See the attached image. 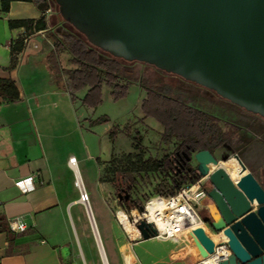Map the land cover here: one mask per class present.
I'll list each match as a JSON object with an SVG mask.
<instances>
[{"label":"water","instance_id":"obj_1","mask_svg":"<svg viewBox=\"0 0 264 264\" xmlns=\"http://www.w3.org/2000/svg\"><path fill=\"white\" fill-rule=\"evenodd\" d=\"M55 1L62 18L95 47L178 75L264 118V0ZM193 157L201 177L208 176L213 185L208 196L232 252L221 264H264L263 186L238 153L242 176L237 181L209 150ZM87 213L103 262L109 264L90 205ZM139 228L143 239L153 237L144 222ZM186 233L201 257L215 251L204 228Z\"/></svg>","mask_w":264,"mask_h":264},{"label":"rangeland","instance_id":"obj_2","mask_svg":"<svg viewBox=\"0 0 264 264\" xmlns=\"http://www.w3.org/2000/svg\"><path fill=\"white\" fill-rule=\"evenodd\" d=\"M58 7L53 5L52 10L55 13L50 25L54 28L53 33H61L71 31L77 34L75 30L66 25L57 15ZM82 38H86L84 34H80ZM60 61L63 68L73 69L75 65L71 61L69 51L64 48L60 52ZM123 64V76L129 82L128 93L119 99H115L111 95L112 88L105 85L102 90V102L96 106L90 107L83 105L81 100L72 102L71 98L66 94L58 97H52V107L48 110L52 112H63L68 117L69 125L74 128L77 123L85 126L84 140L80 135L79 147L75 149L81 157H85L83 165V182L87 188L89 195L88 200L99 231L100 238L107 256L109 264H135L134 257L131 253L126 258L127 233L116 217L117 211L123 209L118 191L110 184L109 179L112 177L106 172L109 167L108 162H103L100 157L101 151L105 145H112L113 152L111 159L119 161L122 157L129 153L143 152L145 158L150 156L161 158L165 153H171L176 148L178 142L166 144L161 138L163 130L162 125L154 118H143L141 102L146 96L147 89H160L173 96H181L190 104L205 110L212 114L221 130L229 135L232 130L240 126L241 133L249 138V144L238 153L248 170L257 176L264 185V177L260 175V167L264 168V119L256 116L248 115L243 109L238 108L227 100L220 99L215 94H210L199 89L198 86L191 84L184 78L167 73L158 69L153 65L137 61H125L120 59ZM64 80H67L66 77ZM86 89L76 92L81 99ZM260 123L263 126H260ZM114 131V137L110 132ZM75 133L70 132V141L73 143ZM136 137V139H134ZM77 138H75L76 140ZM137 144L141 146V150L137 149ZM107 147V146H106ZM91 153L95 155L91 157ZM217 159H221V163L225 164V168L236 181L241 174L233 171L226 163L234 162L236 166L241 167L238 160L234 157L235 152L229 146H223L215 150L213 153ZM224 158H227L224 160ZM110 159V160H111ZM196 163V160L194 161ZM101 166V176L99 165ZM212 166H215L211 164ZM81 182V181H80ZM82 184V183H81ZM83 188V184H82ZM130 188L122 195L129 193ZM150 187L144 188L147 192ZM82 200L81 190L78 187V194L75 204L73 203V214L71 207L69 210L70 228L69 230H54L51 234L55 235L57 242H64V250L68 255L67 264H104L98 241L91 226V222L87 213L86 203ZM199 208L200 215L208 218L204 220L214 235V241L218 238V243L228 238L221 234L220 228L224 226L221 222L219 211L214 203H207ZM258 207L257 205L255 208ZM135 209V208H132ZM130 210V208H129ZM73 216V217H72ZM56 219L58 216L55 215ZM209 232V231H207ZM46 231L31 226L22 236L32 235L33 238L42 240L45 238ZM188 245L181 240L174 242L171 240L160 238H149L140 241L134 246L136 254L142 259L143 264H184L183 260L192 259L194 253L199 259L201 256L193 241L187 237ZM180 243V244H176ZM183 249L181 257L169 259L166 253L174 248ZM130 249V248H129ZM190 250L192 253L188 252ZM170 258L171 255H170ZM138 264V261H136Z\"/></svg>","mask_w":264,"mask_h":264},{"label":"crops","instance_id":"obj_3","mask_svg":"<svg viewBox=\"0 0 264 264\" xmlns=\"http://www.w3.org/2000/svg\"><path fill=\"white\" fill-rule=\"evenodd\" d=\"M1 1L0 77L15 80L20 98L9 101L0 96V216L3 218L2 224L7 228L8 221L15 218L25 221L28 228L21 233L0 231V264H67L69 257L63 251L64 242H57L51 232L69 230L68 212L71 205L78 202L75 200L80 181L87 191L83 182L85 157L75 152L80 146V135L85 143V126L77 123L72 128L65 113L48 109L52 107V97H58L61 91L72 102L81 100L84 94L80 99L75 93L76 97L73 99L68 81L53 69L50 55L54 49L51 40L54 28L50 22L54 20L55 13L52 8L45 13L49 27L28 39L26 48L19 55L17 67L9 69L11 43L25 32L22 27L11 29L9 20L37 19L44 12L27 1H13L10 10L3 12ZM71 130L75 133L73 143L70 141ZM113 147L114 144L104 146L100 157L103 162L111 159ZM72 156L77 159L74 167L69 162ZM90 156L95 155L91 153ZM98 167L101 176V166ZM259 171L264 177V168L260 167ZM30 176H33L34 189L25 191L17 185V181ZM255 177L264 188L259 178ZM71 212L73 214V207ZM55 215L58 219L54 218ZM31 226L46 231L45 238L38 240L32 235L22 236ZM205 231L214 240L216 234ZM142 240L144 239L134 243L129 240L127 242L126 258L131 252L135 264L136 261L143 264L134 250V246ZM181 242L186 245L189 243L187 237ZM185 248H174L166 253V257H180L183 260L181 255ZM188 252L192 253L190 250ZM192 256L197 259L194 253ZM191 261L189 258L183 260L184 264H192Z\"/></svg>","mask_w":264,"mask_h":264},{"label":"trees","instance_id":"obj_4","mask_svg":"<svg viewBox=\"0 0 264 264\" xmlns=\"http://www.w3.org/2000/svg\"><path fill=\"white\" fill-rule=\"evenodd\" d=\"M13 1L32 2L38 6L44 15L40 18H22L9 20L11 29L24 28L22 37L14 39L11 43V61L9 69H14L19 63V55L26 48L28 39L35 33L46 30L49 21L46 11L57 5L55 0H2L1 10L8 12ZM57 15L61 16L59 7ZM61 19L66 25L76 31L52 33L51 40L54 49L50 55L55 73L66 77L73 99L75 93L86 89L81 99L83 105L90 107L102 102V90L105 85L112 88L111 95L115 99L124 97L129 90V82L123 76V64L119 58L92 45L87 38H82L72 24ZM66 48L71 61L75 65L73 69L63 68L60 61V52ZM0 96L9 101L20 98V90L11 78L0 77ZM143 120L154 117L163 127L161 138L166 144L178 142L171 153H165L161 158H145L143 152L129 153L118 162L115 158L109 160L106 172L110 173V184L123 196L121 205L129 208H142L144 204L155 195L169 196L175 194L183 185L194 183L201 178L196 167H192L188 157L195 152L215 150L223 146H229L235 153H240L250 142L240 126L235 127L229 135H226L217 124L215 117L188 102L181 96H173L160 89L148 88L146 96L141 102ZM115 132H110L114 137ZM136 139V137H134ZM137 149L141 150L139 144ZM149 186L150 190L144 191ZM130 188L129 193L122 195ZM207 220L206 217H203ZM0 216V231L8 230L2 224Z\"/></svg>","mask_w":264,"mask_h":264},{"label":"built area","instance_id":"obj_5","mask_svg":"<svg viewBox=\"0 0 264 264\" xmlns=\"http://www.w3.org/2000/svg\"><path fill=\"white\" fill-rule=\"evenodd\" d=\"M69 162L72 167L77 165L76 157L72 156ZM206 179L208 176H202L194 183L183 185L175 194L169 196H152L142 208H130V210L123 208L117 211L116 217L124 227L129 242L134 243L143 239V234L139 228V224L142 222L145 223L146 228L155 238L178 241L188 237L187 230L196 229L197 223L203 221L199 208L205 206L207 191L204 181ZM17 185L24 188L25 191L33 190V176L17 181ZM81 194L84 202L89 200L85 188L81 190ZM154 201L156 203L152 204ZM121 212L125 213L130 225L138 231L137 236L132 237L126 230L125 224L120 218ZM27 228V223L21 219L15 218L8 221V229L11 233H21ZM231 253L227 241L223 245L215 243V251L206 258L196 259L195 264H221L223 260L230 257Z\"/></svg>","mask_w":264,"mask_h":264},{"label":"flooded vegetation","instance_id":"obj_6","mask_svg":"<svg viewBox=\"0 0 264 264\" xmlns=\"http://www.w3.org/2000/svg\"><path fill=\"white\" fill-rule=\"evenodd\" d=\"M188 82H190V81H188ZM190 83H191V84H194V85H196V86H198L199 89H202V91H204V92H206V93L215 94V95H217L220 99L227 100V99H225V98L219 96V95H218L215 91H213V90L207 89V88H205V87H203V86H201V85H199V84H196V83H194V82H190ZM227 101H229V100H227ZM229 102H230V101H229ZM232 104H233V103H232ZM233 105L237 106V107L240 108V109H243V110H244L248 115H250V116H253V117L256 116V117L263 118V117H261L260 115H258V114H254V113H252V112H249V111L245 110L244 108H242V107H240V106H238V105H236V104H233ZM263 119H264V118H263ZM260 126H263V124L260 123ZM189 161H190L192 167H196V168H197L198 163H197V161H196V163L194 162L195 159H194L193 156H192V159L189 160ZM221 164H222V163H221ZM226 164H227V166L234 167V168H232L233 171H236L238 174H241V173H242L241 167L236 166L234 162H228V163H226ZM222 165L225 166V164H222ZM229 173H230V172H229ZM230 175H231V174H230ZM231 177L233 178L234 181H236V179L234 178V176L231 175ZM240 177H241V176H239V178H240ZM204 186H205L206 191H207V197H206V199H205L206 204L209 203V202L214 203V202L209 198V196H208V192L213 188V185H212V183L210 182L209 178L206 179V180L204 181ZM214 204H215V203H214ZM206 219H207V221H208V218H206ZM205 223H206V222H205ZM206 224H207V223H206ZM206 224H205V225H206ZM206 226L209 228L208 225H206ZM209 229H210V228H209Z\"/></svg>","mask_w":264,"mask_h":264},{"label":"bare ground","instance_id":"obj_7","mask_svg":"<svg viewBox=\"0 0 264 264\" xmlns=\"http://www.w3.org/2000/svg\"><path fill=\"white\" fill-rule=\"evenodd\" d=\"M222 165V164H221ZM223 166V165H222ZM215 167L216 166H212V165H210V169H211V171L212 170H214L215 169ZM224 167V166H223ZM225 168V167H224ZM226 169V168H225ZM227 170V169H226ZM229 173V172H228ZM230 174V173H229ZM231 176V175H230ZM232 178V177H231ZM233 179V178H232ZM78 183V182H77ZM78 185H79V187H80V189L81 190H83L84 188H82V184H81V182H79L78 183ZM87 192V191H86ZM90 200V199H89ZM81 202L83 203V200H81ZM85 203H86V206L88 205L89 206V204H90V202L89 201H85ZM156 203V201H154L152 204H155ZM120 218H121V220L124 222V224H125V227H126V230L130 233V235L132 236V237H135V236H137L138 235V231L135 229V228H133L131 225H130V223H129V220H128V217L125 215V213H123V212H121L120 213ZM202 224H206L205 223V221H199L198 223H197V227H202V228H204L205 230H207V231H209L210 232V230L209 229H207V228H205ZM207 225V224H206ZM210 233H212V232H210ZM221 234H222V232H221ZM179 241V240H178ZM223 241H227V240H223ZM131 252H129L128 254H130ZM107 257V256H106ZM108 261V260H107ZM109 263V262H108Z\"/></svg>","mask_w":264,"mask_h":264}]
</instances>
